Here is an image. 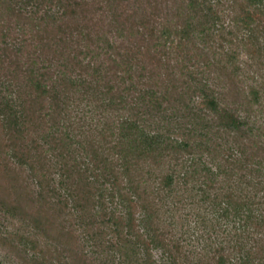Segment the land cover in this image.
Returning a JSON list of instances; mask_svg holds the SVG:
<instances>
[{
  "label": "trees",
  "instance_id": "1",
  "mask_svg": "<svg viewBox=\"0 0 264 264\" xmlns=\"http://www.w3.org/2000/svg\"><path fill=\"white\" fill-rule=\"evenodd\" d=\"M0 208L118 264H264V0H0Z\"/></svg>",
  "mask_w": 264,
  "mask_h": 264
},
{
  "label": "rangeland",
  "instance_id": "2",
  "mask_svg": "<svg viewBox=\"0 0 264 264\" xmlns=\"http://www.w3.org/2000/svg\"><path fill=\"white\" fill-rule=\"evenodd\" d=\"M0 208V264H118L120 257L116 251L109 249V237L102 236L91 240L92 229L78 223L77 215H70L67 209L60 212L52 208L49 213V225L43 226L35 236L21 217L16 218ZM31 209V208H30ZM32 210H37V207ZM77 218V219H76ZM86 221V220H85ZM30 222V221H29ZM87 222V221H86ZM104 232V228H102ZM108 231V229H106ZM105 230V231H106ZM33 233L30 240L36 243V250L28 243L29 252L20 236ZM21 241V242H20ZM97 243V244H96ZM154 259L159 260V253L153 252ZM36 260H34V258Z\"/></svg>",
  "mask_w": 264,
  "mask_h": 264
}]
</instances>
